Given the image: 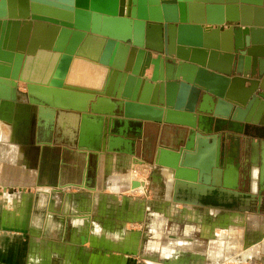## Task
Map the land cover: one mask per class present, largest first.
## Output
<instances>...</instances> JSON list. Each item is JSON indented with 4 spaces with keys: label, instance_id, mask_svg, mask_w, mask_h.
<instances>
[{
    "label": "water",
    "instance_id": "obj_1",
    "mask_svg": "<svg viewBox=\"0 0 264 264\" xmlns=\"http://www.w3.org/2000/svg\"><path fill=\"white\" fill-rule=\"evenodd\" d=\"M220 32L226 36L221 43L215 37ZM90 35L104 39L94 59L107 69L99 88L66 83L70 64ZM39 49L60 54L49 86L90 95L86 106L76 109L32 93L39 106L32 127L44 129L42 138L53 132L51 143H62L63 113L70 112L83 119L74 122L69 137V144L81 150L86 117L99 121L95 145L102 152H115L119 138L135 144L139 135L130 138L129 132L140 121L184 126L179 146H160L155 158L157 166L172 171L175 191L196 183L255 198L252 183L249 192L238 190V179L232 187L225 184L231 158L225 145L240 125L264 126V0H0V77L19 79L25 57ZM42 107L51 114L42 113ZM164 109L184 118L163 119ZM182 196L184 203L194 204L188 193Z\"/></svg>",
    "mask_w": 264,
    "mask_h": 264
},
{
    "label": "crops",
    "instance_id": "obj_2",
    "mask_svg": "<svg viewBox=\"0 0 264 264\" xmlns=\"http://www.w3.org/2000/svg\"><path fill=\"white\" fill-rule=\"evenodd\" d=\"M215 37L219 43L226 38L221 32ZM151 72L152 66L146 70V75L150 77ZM11 96L6 95L0 106V264H149L150 260L164 261L161 240L166 225L171 227L167 233L173 241L169 254L172 263L228 264L220 257L212 260L210 254L217 248L213 244L218 245L219 241L220 250L224 248L225 234L213 235L212 228L214 224L220 229L228 226L229 212L214 210L216 215L212 217L206 204L184 203L182 194L175 190L171 193L173 198H169V175L162 166L155 164L160 146H179L185 137H182L184 126L140 121L129 132L130 138L139 135L135 144L132 139L119 138L112 148L115 152H102L95 145L100 126L95 120H87L91 125L85 121L81 131L86 146L73 150L68 143L77 114L70 112L64 116L61 131L64 141L60 147L67 152L53 159L49 154L53 148L51 141L39 140L33 131L31 138L32 125L27 137H19V134L12 137L8 124L15 113L12 109L23 105L25 100L11 104L8 100ZM187 99L188 96L185 104ZM160 115L163 119L167 115L184 118L180 112L169 113L165 109ZM82 120L80 117L77 123ZM237 129L240 131L233 133L226 145L230 147L233 143L230 148L235 151L238 144L241 160L235 164L228 159L238 168L240 185L247 178L249 192L250 178L254 174L256 191L260 192L264 126L257 125L253 129L240 125ZM131 150L133 155L120 153ZM68 154L75 156L73 161ZM79 158L83 160V165L80 163L83 173L80 182H76L68 171L79 164ZM243 158L248 161L245 172H242ZM133 163H139L149 174L145 187L151 198L134 196L126 190ZM56 164L59 169L55 168ZM5 187L13 188L12 192H3ZM194 213L206 214L200 219L191 218ZM176 240L187 243L180 245ZM256 249L253 246L248 256L242 252V260L256 255L252 253ZM253 258L255 262L246 264H264V254L250 260ZM198 259H203L204 263Z\"/></svg>",
    "mask_w": 264,
    "mask_h": 264
},
{
    "label": "bare ground",
    "instance_id": "obj_3",
    "mask_svg": "<svg viewBox=\"0 0 264 264\" xmlns=\"http://www.w3.org/2000/svg\"><path fill=\"white\" fill-rule=\"evenodd\" d=\"M139 24L140 22L136 21V28L138 27ZM103 40L104 39L100 36L90 35L87 37L85 42L78 50V54L74 56L70 64L66 76V83L79 87H93V88H99L102 85L107 69L105 66L95 62L94 59L98 55ZM59 55L60 54L58 52L39 49L35 55L25 57L19 79L0 77V106L2 103L1 100L5 98L6 95L9 96L12 95L11 98L8 99L10 100L11 104L18 100L19 101L25 100L23 101L24 106L20 105V107H15L12 109L15 111V113L14 116L10 119L11 123H8L11 126L10 134L12 135V137L14 136L13 133H15V130L18 127H22L23 125L28 126V131H29L35 119V116L38 113L39 106H37L32 100V93H35L41 98L46 99L47 101L58 105H64L76 109H82L86 106L88 99L90 98V95L88 93L73 89L51 87L47 84L58 62ZM20 83H24L26 92H24L25 90L22 91L19 89ZM15 91L18 93V96L15 93ZM204 106L208 107V104L204 103ZM42 113L46 115H50L51 109L48 107L47 108L42 107ZM63 116H65V113H63ZM85 120L94 121L95 119L94 118L90 119L86 117ZM88 121L87 123H90ZM2 122L4 123V121ZM95 122L99 124V121L95 120ZM89 125H91V123ZM161 168L166 170L165 172L167 176L169 175L168 177L169 183L167 186V190L171 197L172 191L175 190L172 171L164 166H162ZM214 178L218 179L217 170H215L214 172ZM251 178H252L251 179L252 190L255 191L256 185L254 184L255 182L254 174H252ZM237 179H238V168L236 165L233 166L231 164V160H228L225 168V176H224L225 184L228 187L229 186L232 187L237 182ZM141 180H139L138 178V181ZM139 185L141 184H138L137 186ZM144 186L145 183L143 182V184L139 188H135L134 190L140 189L141 191L143 190ZM178 187H182L183 189L182 192H180L181 194L188 193L187 196L188 201L194 202V204L197 203L206 204L209 207V209L215 208L216 210H219V207H226V208L239 207L246 209L248 200L250 199V194L242 193L237 190H232L227 188L223 189L221 187H216V186L208 187V186L192 183V184H184ZM189 188H191V190H189ZM250 250L251 249L245 250L243 255L249 254Z\"/></svg>",
    "mask_w": 264,
    "mask_h": 264
},
{
    "label": "rangeland",
    "instance_id": "obj_4",
    "mask_svg": "<svg viewBox=\"0 0 264 264\" xmlns=\"http://www.w3.org/2000/svg\"><path fill=\"white\" fill-rule=\"evenodd\" d=\"M19 89L26 92V88L24 83H20ZM42 130L44 129H39V128H35L34 124L31 130V138H32V131H33V135L36 134L39 137V140H44L46 139L47 141H52L53 139V132L50 134V136H44L45 138H42ZM21 132V131H20ZM18 134L20 135V133H13V135L15 137L18 136ZM28 134H22V136L19 137H27ZM48 137V138H46ZM60 139H62V141H64V139L60 136ZM232 140V138H231ZM230 140V141H231ZM229 142V140H228ZM53 146V148L51 149L52 152H49L50 155H52L53 159H58V157H60L59 155L62 154L64 156V153H66V149H61V145L63 143H51ZM69 144V143H68ZM70 145V144H69ZM70 146H73V144H71ZM231 146H233V143L231 144ZM230 146V147H231ZM74 148H72L73 150H77V147L73 146ZM229 145H225V152L226 154H228V156L231 157V160L235 163L238 164V162H240L239 160H241V150L239 148V145H235L236 150L233 151L232 148H230ZM61 149V150H60ZM71 150V149H70ZM243 157H246L245 154L242 155ZM66 157V156H65ZM68 158L70 161H73L75 156L74 155H70L68 154ZM83 165V160L81 162L80 158H79V164ZM143 163V162H142ZM77 166H74L72 169H70L68 171L69 176L72 179H77L76 182H80V178L82 175V167L81 164ZM137 164V165H136ZM139 163H133V166L130 167L129 169V176H130V182H129V187L126 189L129 191V193H131V195H140L139 197H144V198H151L150 193L146 190V187L144 186L143 190L140 191V189H136L135 188H139L143 182L146 183V180H148L149 174L147 173L145 168H142V166H140ZM262 164V161H261ZM247 165H248V161L244 160L243 158V168H242V172L246 171L247 169ZM48 166V165H47ZM55 168H57V164L54 165ZM53 166V167H54ZM135 166V167H134ZM49 167V166H48ZM89 167V166H88ZM136 168V169H135ZM59 169V167L57 168ZM136 170V171H135ZM56 174L58 173L57 170H55ZM135 171V172H134ZM89 176H91V172H89ZM136 173V174H135ZM147 173V174H146ZM87 174V173H86ZM59 175V174H58ZM141 176V177H140ZM139 180L141 181H138ZM135 179V180H133ZM132 181H137L139 184V186L132 188L131 187V182ZM1 187V186H0ZM8 189H13V188H8L5 187L3 192H8ZM138 190V191H137ZM238 190L243 191V192H248V187H247V178H245V180H243V183L238 182ZM169 194V192H168ZM257 195L261 196V201L260 203L257 200ZM257 195H255V198L250 199V201L247 204V208L242 210L240 208H233V209H223L224 211H228V226H224L223 229H220L219 225L214 224L213 228H212V233L213 235L217 234L216 236L220 237L223 233L225 234V237L227 238L226 241H223V250H220V241L219 244H213V247H217L215 250H213L210 254V256L212 257V260H218L220 257V260H222V262L224 261V263H228V264H246V263H253L255 262L254 258L252 260H250V258L254 257V256H259L260 253L264 254V188L261 189L260 192L257 193ZM169 198L170 194H169ZM212 211V217H215V213H213L214 210H216L215 208L213 209H209ZM217 211V210H216ZM206 213L204 214H196L194 213L193 216L190 217L191 218H197L200 219V216L204 217ZM185 216V215H184ZM261 216V218H260ZM169 228V229H168ZM171 227H169V225H166V229H165V233L164 236L162 237V244L164 245V247L161 249L164 257H166V259L164 261H148L149 264H174L172 263V256H170L169 254L171 253V248L173 246V241L170 240V236L169 233H167V231H170ZM187 230V229H186ZM176 243H181L180 245H184L185 243H187V241H177ZM175 243V244H176ZM184 243V244H183ZM255 247V249L257 251H254L252 253H257L256 255L251 256L250 258L246 259V260H242V252H244L245 250L251 249L252 247ZM226 247H231L230 249H225ZM247 248V249H245ZM222 251V253L220 254V252ZM225 252H228V254H225ZM166 253V254H164ZM251 254V253H250ZM221 255V256H220ZM244 256H248L244 255ZM203 258V257H202ZM227 258H229V260H226ZM241 259V260H240ZM214 260V261H215ZM197 261H200L202 263L203 259H198ZM196 261V262H197ZM221 262V261H220ZM219 262V263H220ZM242 262V263H240ZM206 263H209V261H207Z\"/></svg>",
    "mask_w": 264,
    "mask_h": 264
},
{
    "label": "flooded vegetation",
    "instance_id": "obj_5",
    "mask_svg": "<svg viewBox=\"0 0 264 264\" xmlns=\"http://www.w3.org/2000/svg\"><path fill=\"white\" fill-rule=\"evenodd\" d=\"M15 131H16V133H20L19 136H22V134H28L29 133L28 126H26V127H18Z\"/></svg>",
    "mask_w": 264,
    "mask_h": 264
}]
</instances>
